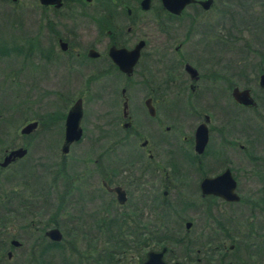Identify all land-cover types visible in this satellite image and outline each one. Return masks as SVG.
Segmentation results:
<instances>
[{
    "label": "flooded vegetation",
    "instance_id": "af4514ba",
    "mask_svg": "<svg viewBox=\"0 0 264 264\" xmlns=\"http://www.w3.org/2000/svg\"><path fill=\"white\" fill-rule=\"evenodd\" d=\"M204 1L170 0L169 8L162 0H37L40 24L23 46L22 64L31 75L23 82L24 94L38 88L46 74L62 76L63 87L51 89L58 103L26 117L23 124L35 125L21 134L40 125L42 133L55 128L46 138L56 140L47 146L41 139L0 146V162L10 149L25 148L22 155L0 163V177L2 169L10 171L5 200H0V264H142L150 250L160 251L168 264H264V120L255 130L246 124L248 109L256 106L249 85L229 88L234 110L230 136L223 139L228 161L213 152L207 155L212 134L208 112L199 114L187 105L184 118L199 117L194 123L175 112L181 111L182 91H197L204 76L192 55H203L212 64L220 60L214 55L220 43L212 33L222 6L230 14L235 0ZM77 9L87 21L101 15L91 24L98 34L90 40L77 39L80 28L71 23ZM246 9L254 27L249 32L263 38L264 0H248ZM256 24L261 28L253 31ZM178 27L183 39L176 40ZM154 29L168 40L155 45ZM137 44L127 71L130 55L118 49ZM77 64L90 70L91 77L117 80L119 86L74 91ZM260 73L257 84L264 87ZM157 74H165L162 87ZM30 79L36 84L31 86ZM234 86L247 88L255 103L235 100ZM39 92L45 94V89ZM77 99L80 134L63 149L66 115ZM201 121L207 137L198 152L194 133ZM31 147L44 149L53 159L47 166L38 157L27 163L24 156ZM225 169L229 179L214 187L201 184ZM218 188H230L231 197ZM226 205L228 214L220 208ZM170 219L177 227L171 228ZM51 228L58 229V237L48 234ZM81 240L85 245L79 248Z\"/></svg>",
    "mask_w": 264,
    "mask_h": 264
},
{
    "label": "rangeland",
    "instance_id": "374dc122",
    "mask_svg": "<svg viewBox=\"0 0 264 264\" xmlns=\"http://www.w3.org/2000/svg\"><path fill=\"white\" fill-rule=\"evenodd\" d=\"M226 3H228V1ZM247 3L248 0L231 1L232 9L230 14H228V9L224 10L225 8L222 6L221 15L216 19L219 23L215 24L214 33H212L214 37H216V40L219 41L218 43H220L218 51L214 52V55L220 56V60L212 64L208 63V61L204 62L203 55H192L193 57H197V59H195L196 62H200L199 65L202 73L204 72V76H202L203 78L200 80L197 91L190 93L186 88L182 91V95L179 97L180 100L178 102L181 111L178 112L174 110L176 113L180 114L181 119H186L184 118L183 110L188 108L187 105H190V108L194 111H199V114L201 111L208 112L210 115L209 125L212 134L207 155L209 152H213L221 156V159L226 157V161H228V147L226 141L223 139H227L226 137L228 134L230 136L232 127L231 120L233 119L234 107L229 92V88L232 85L243 86L247 83L251 93L256 98V106L254 109L252 111L248 109V118L245 119V121H247L246 124H251L255 130L257 125L262 124V120H264V87H259L256 79L258 72H264V35L262 36L263 38H260L261 36H252V33L249 32V30L254 29V27L253 24H250L248 21L250 13L248 9H246ZM38 9L39 5L37 0H16L15 2L0 0V116L3 117V121L0 124V146H9L10 144L14 146L19 145L23 143V139H31L30 141L33 140L34 142L41 139L40 141H43L47 146L48 143L56 140L46 138L50 136L55 129L51 127L45 129L43 133L40 125L28 134H21L19 132L26 117L35 115L36 111L40 109L48 110L52 108L54 104L58 103L56 100L57 97L52 94L53 92L51 89L63 87L60 86L58 80L63 78L61 75L58 74L61 76L58 78L57 75L53 76L51 74H46L38 88H33L29 95L24 94L23 87L26 88V78H31V75L26 74L27 70L25 69V64H22L24 62L23 46L26 40H28V35L35 34L40 24ZM99 14L93 16L94 21H87L79 15L78 9L75 11L71 23L80 28V31H77L80 34L77 38L78 40H90L93 36L98 34V31H96L92 25H94L93 22L97 23L101 19V15L99 16ZM259 28H261V24L257 25L253 31H258ZM174 37H176V40L183 39L182 27L175 29ZM152 40L155 45H160L163 41H167L168 39L154 29ZM191 47L192 46H188L187 48L189 54L191 52ZM192 56H190L191 59H194ZM221 57L223 59H221ZM159 65L160 64H158V68H161L162 65L165 66L164 64ZM155 72L161 73V71L158 70ZM90 73V70H84L82 65L77 64L76 75H74L72 80L73 83L71 82V87L74 91L79 89L86 90L89 88L99 90L104 87L119 86V83H117L119 81L117 80H107L102 77L94 78L91 77L92 75ZM213 73L215 75L214 77L212 76ZM164 75L165 74H157V76H155L156 82L160 84L161 87L164 85L161 84L162 81L160 78H164ZM31 80L32 79L28 81L31 86H33L32 84L35 80ZM24 81L25 84L23 86ZM62 82L61 80V83ZM35 84L36 82L34 85ZM40 87L45 89V94L39 92L41 89ZM85 93V91H82L84 100L88 97ZM95 102L100 103L99 100L85 103L89 105V103ZM174 103L175 102H173V104ZM260 115H263V119ZM198 118H193L192 121L189 120L194 123ZM251 132L252 134L250 136L255 137L253 131ZM238 138L242 139L241 135L238 136ZM207 155H205V157H208ZM25 156L24 161H28L27 163H31L32 161L35 162V157H38L46 166L53 159V156L49 155L44 149H34L32 147L31 151ZM207 162L206 160L203 168H207ZM25 166L27 168L31 167L30 164ZM9 172V169H2L1 171L0 200L2 201L5 200L4 193L7 185L5 175ZM220 208L223 210V213H229L228 210L230 207L228 205H226V207L221 206ZM143 222L147 224V218H144ZM168 224L171 225L172 229L177 227V224L171 219ZM182 226V224H179L180 229ZM84 245L85 240L78 241L77 246L79 248L84 247ZM148 246L149 243H146L142 246V249ZM178 248L177 246L174 247V249ZM45 257H48V254L45 255ZM63 258L68 259V255H64ZM68 262L67 260V263Z\"/></svg>",
    "mask_w": 264,
    "mask_h": 264
},
{
    "label": "water",
    "instance_id": "95a60500",
    "mask_svg": "<svg viewBox=\"0 0 264 264\" xmlns=\"http://www.w3.org/2000/svg\"><path fill=\"white\" fill-rule=\"evenodd\" d=\"M43 2H52L53 0H41ZM164 5L171 8L169 6V1L170 0H162ZM186 1V0H184ZM208 0H205L204 2H207ZM128 53L130 55V62H128L126 64V70H130V66L132 64V62L135 60L136 56H137V52H138V44L132 48L131 50H126L124 48H119L118 49V53ZM121 66L123 67V65L121 64ZM259 83L261 85H264V72H261L259 74ZM231 95L232 97L237 100L238 102L245 104V105H253L255 103L254 99L251 97L249 90L247 88H238L237 86L232 87L231 89ZM81 114V106H80V100L77 99L69 108L67 115H66V119H65V127H64V136L65 138L63 139L62 142V148L65 149L68 145L69 142L77 140L76 138L79 136L80 134V127L78 125V120ZM207 119V117H205V120ZM35 125V121H31V122H27L25 124H23L20 129L19 132L20 133H26L29 130H31V128H33ZM206 137H207V133H206V124L204 121H201L195 130L194 133V148L196 151L200 152L206 142ZM25 152V148L22 146H17L15 148L10 149L7 154L3 157L2 161L0 162L2 165L6 164L11 158H13L14 156H20ZM229 179V173H228V169H225L223 172H221L219 175L214 176V177H205L203 178L201 184L203 183H211L210 185H212V187H214L215 183H218L219 181L221 182L223 179ZM230 188H228V190L226 192L221 191V189L218 188V190H215L216 192L224 195L226 198H230L231 194H230ZM48 234H50L51 236L54 237H58L59 236V232L58 229L56 228H51L48 230ZM142 264H168L165 261L162 260L161 258V252H155V251H148L146 253V259L143 261ZM171 264H180L178 262H173Z\"/></svg>",
    "mask_w": 264,
    "mask_h": 264
}]
</instances>
